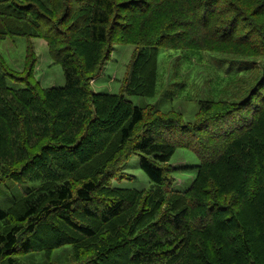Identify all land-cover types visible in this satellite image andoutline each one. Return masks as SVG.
<instances>
[{
    "label": "rangeland",
    "instance_id": "rangeland-1",
    "mask_svg": "<svg viewBox=\"0 0 264 264\" xmlns=\"http://www.w3.org/2000/svg\"><path fill=\"white\" fill-rule=\"evenodd\" d=\"M112 2L115 13L107 41L95 48L88 43L92 0H6L9 14L20 19L14 23L23 30L18 36L0 40V60L10 82L23 88L62 87V69L48 40L58 48L75 47L89 94L81 101L87 114L84 108L76 111L71 116L74 121L69 122L76 128H68L69 136L74 137L72 142L80 135L83 139L68 145L84 143L83 158L87 150L92 151L91 142L93 149L103 147L91 166L90 161L82 163L83 159H78L81 171L69 175L61 153H46L49 146L60 144V139L52 141L47 135L33 138L32 134L40 135L39 130H48L42 126L34 129L28 134L32 139L22 144L33 149L32 156L42 155L43 159L33 166L16 162L11 170H20L0 179L1 208L10 205L9 196L18 199L29 185L40 186L33 181L37 167L49 162L61 178L69 175L66 177L71 178L73 190L88 179L97 182L92 210L99 211L102 204L119 200L127 208L120 217L103 225L85 217L83 203L74 201L71 220L93 230L94 238L69 230L57 214H52L39 223L32 237L33 251L16 257L20 264H73L76 259L131 264L125 244L181 201L171 194L160 197L167 192L165 187L148 193L154 187L139 170L133 151L146 130L156 124L155 139L173 147L175 153L164 170L176 169L178 173L167 178L166 186L172 184L182 191L192 181L193 168L201 159L212 158L223 146L231 145L226 138L237 128L236 118L242 123L252 118L245 99L253 87L264 83V0ZM94 58V62L89 61ZM260 93L264 96V88ZM110 96L115 98L108 101ZM78 99L82 98H68V102ZM199 101L214 103L212 111H203ZM108 102L117 107V119L110 123L104 122ZM131 104L142 109L143 120L128 140L119 143V130L128 120L124 115H128ZM66 119L62 114L61 120ZM96 121L100 125L93 130ZM252 158L257 160V156ZM206 215L204 212L202 220ZM202 226L205 221H194L193 233L198 235ZM57 242H61L59 247ZM111 251L115 255L109 259L106 255Z\"/></svg>",
    "mask_w": 264,
    "mask_h": 264
},
{
    "label": "trees",
    "instance_id": "trees-1",
    "mask_svg": "<svg viewBox=\"0 0 264 264\" xmlns=\"http://www.w3.org/2000/svg\"><path fill=\"white\" fill-rule=\"evenodd\" d=\"M5 3L6 0H0V40L18 36L23 31L14 23L20 19L9 14L10 8ZM89 9L88 43L97 48L107 41L108 27L115 13L114 4L112 0H92ZM48 41L50 50L56 51L52 54L62 69L64 85L60 88L44 90L37 85L23 88L12 84L0 60V179L11 174L14 176L18 169L11 168L16 162L33 166L43 159L42 155L32 156V148L26 149L22 144L31 140L28 134L41 126L47 127V132L39 130L37 134L40 135L32 134L33 138L47 135L52 141L60 139V144L49 146L46 153H61L64 166L70 170L69 175L74 174L73 171H81L78 159H83L82 163L90 161L91 166L103 147L99 145L93 149L95 145L91 142L92 151L87 150L89 153L83 158L81 147L84 143L68 145L83 139L80 135L72 142L74 137L69 136L68 128H76L74 123L69 125L74 121L71 116L76 111L84 108L85 112L86 106L81 101L89 90L84 86V66L80 65L76 48H58L53 41ZM89 61L94 62L95 58ZM263 88L264 83L257 84L247 94L245 101L252 118L244 123L236 118L234 124L237 123V128L230 130L226 138L231 145L223 146L212 158L201 159L193 168L192 181L182 191H177L172 184L166 186L167 178L178 173L176 169L164 170L175 153L173 147L155 139L153 131L156 124L143 134L133 151L138 157L139 170L154 187L148 193L165 187L167 192L160 193V197L171 194L181 201L157 222L145 226L146 229L131 243L125 244L124 248H128L127 260L131 264H264V96L260 93ZM68 98L82 99L68 102ZM114 98L110 96L107 100ZM110 104L108 102L104 115V122L109 123L117 119L116 104ZM199 104L206 113H210L214 106L212 102L199 101ZM62 114L65 119L70 116L71 120H61ZM128 115H124L128 120L119 130V143L128 140L143 120L142 109L132 104ZM99 125L94 122L93 130H97ZM168 127L171 125L168 124ZM91 137L93 139V135ZM254 156L257 160L252 158ZM52 165L49 162L41 164V168L37 167L33 181L40 182V186L29 185L18 199L9 196L10 205L7 208L0 206V264H20L16 257L33 251L32 237L39 223L52 214H57L69 230L93 239V230L71 220L69 214L74 209V201L83 203L85 217L103 225H108L126 212L127 208L121 200L102 204L99 211L92 210L90 205L97 193V182L88 179L73 190L71 178L66 177L68 174L61 178L62 175ZM204 212L208 216L202 220ZM196 220L205 221V227L202 226L198 235L193 233V222ZM55 245L59 247L61 242ZM112 255H115L113 251L106 257L110 259ZM101 260L76 259L73 264H99Z\"/></svg>",
    "mask_w": 264,
    "mask_h": 264
}]
</instances>
